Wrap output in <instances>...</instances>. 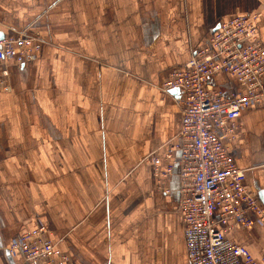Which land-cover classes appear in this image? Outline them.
<instances>
[{
	"label": "crops",
	"instance_id": "crops-1",
	"mask_svg": "<svg viewBox=\"0 0 264 264\" xmlns=\"http://www.w3.org/2000/svg\"><path fill=\"white\" fill-rule=\"evenodd\" d=\"M240 13L259 15L264 40V0H0L2 34L45 40L34 60L0 63V264H30L6 248L37 224L63 264H189L179 168L159 189L145 158L181 141L164 80ZM209 85L242 88L228 73ZM230 146L264 203V107L243 111ZM229 237L264 264V221Z\"/></svg>",
	"mask_w": 264,
	"mask_h": 264
},
{
	"label": "built area",
	"instance_id": "built-area-1",
	"mask_svg": "<svg viewBox=\"0 0 264 264\" xmlns=\"http://www.w3.org/2000/svg\"><path fill=\"white\" fill-rule=\"evenodd\" d=\"M258 17L257 13H240L221 18L207 42L162 84L165 92L179 89L181 141L158 146L145 162L152 166L159 189L162 179L179 168L189 264H260L247 247L229 237L236 228L264 221V203L248 186L246 171L237 164L230 146L243 111L264 107V40ZM44 43L28 32L4 34L0 63L32 61ZM221 73L236 77L242 88L225 92L210 87L211 78ZM8 75L6 68L0 70V90H10ZM49 233L47 225L37 224L22 231L6 249L30 264L68 262L69 256Z\"/></svg>",
	"mask_w": 264,
	"mask_h": 264
},
{
	"label": "water",
	"instance_id": "water-1",
	"mask_svg": "<svg viewBox=\"0 0 264 264\" xmlns=\"http://www.w3.org/2000/svg\"><path fill=\"white\" fill-rule=\"evenodd\" d=\"M3 36H4V34H2V33L0 32V38H2ZM171 91H174V92L178 93V92H179V89H178V88H175V89H173V90H171Z\"/></svg>",
	"mask_w": 264,
	"mask_h": 264
}]
</instances>
